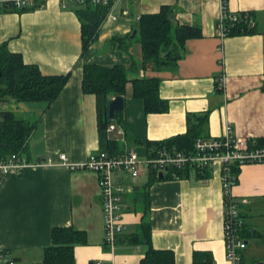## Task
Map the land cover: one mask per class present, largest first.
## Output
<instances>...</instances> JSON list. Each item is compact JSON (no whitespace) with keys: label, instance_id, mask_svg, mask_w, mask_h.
Returning <instances> with one entry per match:
<instances>
[{"label":"crops","instance_id":"1","mask_svg":"<svg viewBox=\"0 0 264 264\" xmlns=\"http://www.w3.org/2000/svg\"><path fill=\"white\" fill-rule=\"evenodd\" d=\"M5 1L0 0V44L6 42L11 52L36 65L43 75L69 77L48 106L3 105L19 112L20 118L39 121L22 151L35 166L13 170L0 181V264L14 258L13 264H38L43 249L52 245L53 229L67 227L82 235L73 245L74 264H142L146 246L125 237L143 221L150 225L151 246L171 251L174 264H195L194 256L196 264H228L218 164L209 168L207 178L198 180L155 181L144 171L129 182L123 173L115 174L114 181L131 185V191L124 195L126 230L110 247L103 242L97 174L70 170L60 163L59 154L82 162L91 153L108 150L113 141L119 152L132 148L139 156L148 155L147 142L184 134L188 116L205 138L220 136L225 123L234 137L264 138V0H226L230 12L254 13L256 33L224 37L219 34L217 0H115L97 40L83 54L80 21L60 0H44L42 8L25 12L10 11L3 6ZM163 6L170 8L174 24L199 27L201 37L183 42L179 58L161 70L137 66L128 72L121 115L132 138L126 140L118 114L102 127L100 119L114 96L83 93L82 67L95 63L128 67L132 58L139 62L138 41L124 52L113 38H124L141 15L158 13ZM222 74L225 86L219 88L217 78ZM143 77L159 80L165 112L147 113L143 100L134 97L132 82ZM233 194L252 234L243 250L244 261L264 264V164L239 167ZM243 199L247 203L240 204Z\"/></svg>","mask_w":264,"mask_h":264},{"label":"trees","instance_id":"2","mask_svg":"<svg viewBox=\"0 0 264 264\" xmlns=\"http://www.w3.org/2000/svg\"><path fill=\"white\" fill-rule=\"evenodd\" d=\"M111 5L93 4L90 1L83 3H71L68 5L73 10L81 25V44L82 54L98 38L99 29ZM12 12H25L35 8H24L17 10L8 8ZM253 16V12H248ZM239 16V19L232 25L226 24V36L251 35L256 33L255 27L250 29L247 26L246 19ZM171 10L163 6L158 13L143 14L140 16L136 30V35L131 39L130 34L124 38H113L118 48L124 52L134 44L140 43L141 59L136 61L131 59L130 66L122 64L104 66L99 64H84L82 67V90L85 94L102 95L106 97L122 96L124 86L128 80V72L135 67L147 68L149 65L155 71L161 70L165 65L173 64L180 56L183 45L187 39L201 37V29L196 26L176 25L170 19ZM69 74V73H68ZM43 75L36 65L24 63L19 53L11 52L6 42L0 44V100L3 105L8 103L12 105L24 103H43L50 105L58 93L66 84L69 75ZM133 95L144 102V108L147 113H162L167 110V102L158 95L159 80L154 77L136 78L133 80ZM262 91H264V72ZM104 117L102 127L108 125L107 111L102 115ZM117 122L124 130V138L131 139V135L125 130L124 120L121 113L117 115ZM38 119L28 120L18 117L11 109L1 107L0 109V158H5L13 153H19L25 150L27 142L33 133ZM188 128L184 134L175 135L159 141H149L146 143L147 152L150 154L156 149L172 146L176 147L182 153H191L194 151V143L197 138H205L198 131L196 125L191 124V119L187 118ZM109 153H118L116 142H108ZM252 145L257 147L264 146V138L255 139ZM147 153V154H148ZM175 176H172V173ZM234 172L239 173V169L234 167ZM209 170L199 173H190L188 168L173 169L170 168L167 174L162 178L185 179L194 177L198 179L207 178ZM161 178V179H162ZM155 174H150V180H159ZM139 194V193H136ZM142 199L144 194L142 193ZM137 204V198L134 199ZM147 207H144V211ZM242 237L249 240L251 232L244 226ZM81 233L67 228H56L52 231V245L43 249L42 256L38 264H74L73 245L81 241ZM128 242L134 244H144L146 252L141 260L142 264H174V256L168 250H155L150 243V225L143 221L138 226V230L125 237ZM16 259H13L15 262ZM194 262L196 264L195 256ZM204 261L202 264H206Z\"/></svg>","mask_w":264,"mask_h":264},{"label":"built area","instance_id":"3","mask_svg":"<svg viewBox=\"0 0 264 264\" xmlns=\"http://www.w3.org/2000/svg\"><path fill=\"white\" fill-rule=\"evenodd\" d=\"M62 7L68 8L71 3H83L86 0H60ZM93 4H110L112 8L115 0H87ZM205 1V0H202ZM219 4V34L226 36V24L232 25L242 14L230 12L226 5V0H217ZM4 7H11L17 10L24 8H42L44 0H7L3 2ZM247 26L255 27V19L248 12L243 13ZM107 16H110L108 14ZM219 88L225 86V76L219 75L217 78ZM3 102L0 100V109ZM113 130V127L108 131ZM253 139L234 137L231 126L225 123L223 132L217 137L197 138L194 143V151L182 153L176 147H162L148 155L139 156L132 148H126L118 153L108 151H98L91 153L82 162H70L65 154H59L60 163L70 170L90 171L98 176V187L100 190L102 210L104 216V241L106 245L113 247L116 244L118 235L123 234L126 225L123 215L127 210L124 202V195L131 191V185L127 183H116L114 176L123 173L129 182L135 181L141 172H151L158 176L165 175L170 168H188L191 174L209 170L213 165L220 166V181L223 197V238L225 244V255L228 264H250L244 261L243 250L247 247V240L242 237L244 220L241 217L238 200L233 194V188L237 183L238 173L234 172V167L246 164H264V146L252 145ZM21 153H13L5 158H0V181L11 171L35 166ZM51 161L48 159L47 163ZM175 176L173 172L171 174ZM177 179V178H176ZM241 203H247L243 199ZM4 264H13L12 261L5 260Z\"/></svg>","mask_w":264,"mask_h":264},{"label":"water","instance_id":"4","mask_svg":"<svg viewBox=\"0 0 264 264\" xmlns=\"http://www.w3.org/2000/svg\"><path fill=\"white\" fill-rule=\"evenodd\" d=\"M135 35H136V30H133L132 34L130 35V38L132 39ZM123 109H124L123 97L118 95L114 96L111 99V102H109L108 104V108H107V115H109L108 119L114 120L117 114L123 112ZM159 178H162V174H159ZM257 264H261V263H257Z\"/></svg>","mask_w":264,"mask_h":264},{"label":"rangeland","instance_id":"5","mask_svg":"<svg viewBox=\"0 0 264 264\" xmlns=\"http://www.w3.org/2000/svg\"><path fill=\"white\" fill-rule=\"evenodd\" d=\"M148 67H151V66L149 65ZM20 112H22V111H20ZM16 114H17L18 117H20L19 112H16Z\"/></svg>","mask_w":264,"mask_h":264}]
</instances>
